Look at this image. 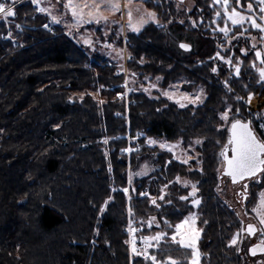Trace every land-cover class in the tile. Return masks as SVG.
I'll list each match as a JSON object with an SVG mask.
<instances>
[{"label":"trees","instance_id":"16d2710c","mask_svg":"<svg viewBox=\"0 0 264 264\" xmlns=\"http://www.w3.org/2000/svg\"><path fill=\"white\" fill-rule=\"evenodd\" d=\"M212 2L195 0L189 13L172 0L151 4L164 26L151 24L129 35L127 64L136 86H144L147 77L160 78L162 89L187 80L183 90H207L205 103L196 107L181 108L138 89L127 107L116 99L125 85L116 66L100 53L90 54L63 25L44 29L50 19L36 14L30 0L16 6L23 26L14 30L16 44L3 39L0 25V264H152L129 257L130 214L143 220L146 237L156 231L154 223L149 227L153 217L159 232L168 234L150 252L160 261L170 256L191 264V250L171 236L176 224L197 214L200 264H245L241 245L230 243L243 234L242 221L218 195L213 176L228 139L222 113L230 104L242 110L236 99L264 94V84L246 67L241 78L231 79V91L223 66L221 78L214 75L219 48L211 31ZM182 38L198 39L199 45L181 50L175 43ZM150 138L182 142L185 148L202 140L201 168L198 162L174 161L158 147L146 148ZM129 145L144 149L129 155ZM144 161L154 171L136 179L128 197L123 189L129 168L136 171ZM177 179L197 185V208L191 199H181L190 190Z\"/></svg>","mask_w":264,"mask_h":264},{"label":"rangeland","instance_id":"374dc122","mask_svg":"<svg viewBox=\"0 0 264 264\" xmlns=\"http://www.w3.org/2000/svg\"><path fill=\"white\" fill-rule=\"evenodd\" d=\"M2 1L7 3V5L13 3V0H0V2ZM25 1L26 0H15L14 4L19 5ZM161 1L162 0H114V2L119 4V10H113L102 3V0H72L73 5L76 6L78 11V15L76 17H73L70 8L65 7V5L68 3V0H39V7H43L44 9H46V11L40 12L41 14L47 15L49 17L50 25H63L69 36L76 40V42H78L81 47L88 50L90 54L100 53L103 57L109 59L110 63H112L113 66H116L120 74H123V76L125 77L124 92L126 93L127 97L119 98L116 95V99L125 102L127 105L130 102V95L134 94V92H136V90L138 89L151 97H155V94H161L169 101L177 103L181 108L188 106H200L204 104L207 99V90H205L204 87H197L191 92L183 90L184 83H187V80H185L180 83L171 84V86L166 89H162L159 86L160 78L151 80L149 77L144 79V86L137 87V80H134L131 77V71L128 69L127 63L131 59V44L129 43V35L139 34L145 29V27L151 24L159 27L164 26L163 22L158 17V12L150 8L151 4L160 3ZM172 1L177 4V8L179 10L188 13L192 11L195 5V0ZM94 2L101 4L100 13L106 19L100 18L97 22L96 19H93L89 16V12L95 11V9L91 7ZM249 3L252 4L251 10H249L247 7ZM85 5L88 6L86 7ZM16 6L13 10L15 12V15H17ZM37 7L38 6L34 4V10ZM211 7L213 8L214 12V21L211 31L218 39L219 48V50L217 51V54L219 55H216L214 58L216 61V66H218L216 67L217 71L213 72L214 75L218 78H221L219 76L220 74L218 75V73L219 68L223 66V70L227 72V77L226 79H223V82L226 85L225 87L228 89V91H231L232 89H230L229 84L231 79L241 78L240 75L242 74L243 69L246 67V70L251 69L253 74L257 76L260 84H264V81L260 79V74L258 71L260 68H264V63L261 62L262 60H264V39H262V37H264V32H261L259 29L252 27L251 22L247 19H245L242 25H233L231 21L227 20L224 15L223 0H221L220 3H215V0H213ZM233 7H235L237 11H239L245 17H252L258 24L264 25V19H262V17H264V13L260 11L261 7H264V5H261L259 0H240L239 5L236 3V0H229L228 11L231 12ZM147 12H154L156 14L155 19H149L147 17ZM217 12L220 13L219 16L216 15ZM129 13H131V21L129 18ZM141 15L144 16L146 22L138 25L137 22ZM3 22L4 21L1 20L0 25L5 27V25L2 24ZM16 23H18L17 19ZM130 24L132 26H130ZM133 26L138 27V30H134ZM225 26H227V28L229 29L227 36H225L224 33L219 30L220 28H224ZM8 30L9 29L5 27V29L2 31L3 39ZM113 33H115V40H111ZM12 38L13 40L10 41L14 42V40L16 39L14 38V36ZM181 41L190 45H195V47L199 45V43H197L198 39H196V42H194V40H192L191 38H182L175 44L179 45ZM16 43L17 41L14 44ZM242 49L244 51H241ZM257 51L261 53V56L259 58H257L256 56ZM228 60H231V63H228ZM237 67H239V75H237L236 73ZM251 93L252 94H248L246 99H236V101L244 105L242 110L237 107L239 110L237 112V109L234 108L233 105L230 104L227 106L224 112L228 111L229 121L225 122L223 120V123L224 125L230 127V121L232 118H237L244 121L242 119V116L246 114L250 117L248 120L252 121V127L256 131V134L261 139H264V129L260 127L261 124H264V94L262 92L258 94L254 92ZM94 95L96 96V98L101 99L99 93H96ZM249 96H251L250 101ZM197 97H199V99H197ZM150 140H154L156 141V143H149ZM198 141L200 142L197 143V141H195L190 146H187L185 148L182 145V142L169 143L166 139L163 138H150L148 139V141H146V148L158 147V149L161 151L171 153L174 161L176 160L177 162L183 163L185 165H190L192 164V162H198L199 169L202 166V162L199 161L200 154L197 149L202 144V140ZM161 144H164L165 147H161ZM143 149V147L133 148L129 145L125 153L130 155L132 152H139V150L142 151ZM185 161L187 162L185 163ZM222 161L223 160L221 159V163L214 171L215 174L213 176V183L215 184L216 190L221 199L230 208L237 212L239 218L242 221L243 234H237L235 244L241 245V254H243L245 264H264V256L252 258L248 254L250 246L259 242H264V231H262V229H264V224H261L260 222V213L254 210L259 208L260 193L264 192V174H260L258 175V178L250 180L248 182L249 184L247 190H245L243 186L240 189L233 190L230 180L226 177L222 178ZM153 171V165L149 161L139 163L136 171L129 168L128 185L126 187L128 189V192L126 193L127 196L129 197L130 195L129 186L132 187L136 179L150 176ZM130 174L131 182H129ZM177 181L181 186L186 189L189 188L190 190L187 196L188 198L185 200L191 199V203L193 199H198L200 201L199 197H197L198 187L195 183L191 182L190 180L183 179H177ZM193 184L196 185L197 189L195 196L190 195L193 191ZM166 193V189H164L162 196L164 197ZM147 195L150 197V194L146 193V196ZM245 196L247 198H245ZM150 198L152 200L154 199V197ZM192 205L194 206V208H197L200 203L199 205H194L192 203ZM260 212H264V209H261ZM194 215L196 217L195 226L197 228V214ZM130 217L131 214L129 215V218ZM154 218L155 222L152 223H154L156 231H154V233L151 232L150 236L147 237L155 236V234L160 231V223L157 221L156 217ZM248 224H255L257 229L259 230V233L253 239L244 233V229L246 228V226H248ZM200 237L198 241L200 240ZM198 241L197 247L199 249ZM151 243L153 244V247L148 249L149 255L151 250H155L156 248H158L155 241H151ZM141 257L144 256L141 255Z\"/></svg>","mask_w":264,"mask_h":264},{"label":"snow or ice","instance_id":"6c2138e0","mask_svg":"<svg viewBox=\"0 0 264 264\" xmlns=\"http://www.w3.org/2000/svg\"><path fill=\"white\" fill-rule=\"evenodd\" d=\"M221 0H215V3H220ZM261 5H264V0H259ZM15 0H13L12 4L6 5L5 3H0V14L3 15L4 18H7L9 16H14L15 12L13 11ZM31 3L37 5V10L44 12L46 9L43 7H39V0H31ZM102 3H104L106 6L110 7L113 10H119V4L114 2V0H102ZM236 3L239 5L240 0H236ZM224 5V15L227 18V20H230L233 25H242L245 19L249 20L251 22L252 27L259 29L261 32H264V25L258 24L255 19L252 17H245L242 15L235 7L232 8L231 12L228 11L229 6V0H223ZM86 7L88 5H85ZM65 7L70 8L72 11L73 17H76L78 15V11L76 6L73 5L72 0H68V3L65 5ZM93 9H95L94 12H89V16L93 19H96L97 22L100 18H105L100 13L101 4L99 3H93L91 5ZM248 9H252V4L249 3L247 5ZM260 11L264 13V7H261ZM155 13L154 12H147V17L149 19H155ZM217 16L220 15L219 12L216 13ZM129 18L131 21V13H129ZM55 19V18H53ZM106 19V18H105ZM264 19V17H262ZM146 20L143 15L140 16L138 19V25L145 23ZM130 26H132L130 24ZM19 28L20 25H17ZM47 27V25H45ZM134 27V30H138V27ZM221 32L224 33L225 36L228 35L229 29L227 26L224 28L219 29ZM264 39V37H262ZM181 48L187 49L189 46L187 44H181ZM241 51H244L243 49ZM219 55V54H217ZM257 58L261 56V53L259 51L256 52ZM228 63H231V60L227 61ZM264 63V60L261 61ZM213 72H216L217 69L213 68ZM260 79L264 81V68H260L259 70ZM236 73L239 75V67L236 68ZM199 99V97H197ZM239 99V98H238ZM251 100V96H249V101ZM183 106V105H181ZM230 111V109H229ZM239 110L237 109V112ZM221 119L225 122L229 121V115L228 111L222 113ZM252 121H242L237 118H232L230 121V127L227 129L228 131V139L227 143L223 145L220 156L223 158L222 161V168L225 175L231 177V180L233 183H237L239 181L245 180L246 178H252L257 177L258 174H264V139H261L257 136L256 131L252 128ZM260 127L264 129V124H261ZM107 142V141H105ZM200 141H197L199 143ZM149 143H156L154 140H150ZM161 147H165L164 144H161ZM230 151V155H229ZM187 161H185L186 163ZM129 182H131V174L129 175ZM248 185H244V189L247 190ZM192 193L190 195L195 196V193L197 191L196 185H192ZM115 191V189H113ZM125 193L128 192V189H123ZM141 195H144V193H141ZM188 197H181V199H187ZM245 198H247L245 196ZM111 199V197H109ZM160 199H164L163 196L160 197ZM108 201H105V204H107ZM155 203V199L152 201ZM192 203L194 205H199L200 201L198 199H193ZM158 206V205H157ZM261 209H264V192L260 193V206L258 209H254L258 211L261 215V224H264V212H260ZM104 211V208H101V212ZM129 212L131 213V209H129ZM152 222H155V218H152V221L149 222V227H151ZM168 222L165 221V224ZM196 217L194 214H190L188 217H185L183 221L175 225V232L171 236L172 242L178 244L182 248L191 249V264H200V252L197 247V241L200 237V230L196 228ZM171 227V225H168ZM129 231L131 232L132 229L130 228ZM255 229L253 225H248V232L250 234L254 233ZM264 231V229H262ZM168 234L166 232H157L155 236L152 237H145L144 240V250L142 252H138L136 250L135 244L133 242L132 246V252L135 253L137 256L143 255L145 259H150L152 261V264H178V261L175 259H172L170 256L166 261H160L157 259L155 255H149L148 249L153 247V244L151 241L156 242V246L159 245V242L164 239ZM231 244L236 243V237L234 236ZM256 248H252V254H256ZM260 251L264 252V247L260 248Z\"/></svg>","mask_w":264,"mask_h":264},{"label":"built area","instance_id":"2783aa9c","mask_svg":"<svg viewBox=\"0 0 264 264\" xmlns=\"http://www.w3.org/2000/svg\"><path fill=\"white\" fill-rule=\"evenodd\" d=\"M0 3H5V2H0ZM7 5V3H5ZM17 5V4H16ZM14 4L13 6V10L16 6ZM36 14H40L41 12L37 10V8H35ZM16 19H17V15L14 16H9L7 18H4L2 14H0V21H4L2 24L5 25V27H7L9 30L6 33V35H4V39L6 40H13V34H14V30H16L17 32H21L23 30V26H21V24L16 23ZM17 25H20V27L18 28ZM47 25V27H43L44 29H46L47 31H51L53 30V25L50 24H45ZM16 42V40H14V43ZM125 86V85H124ZM125 91V90H124ZM119 92L117 93V96L119 98H124L127 97L125 92ZM129 96V95H128ZM128 226L126 229L127 232V236H128V247H129V257L130 259L136 258V257H140L137 256L135 253L132 252V246H133V242L135 244L136 250L138 252H142L144 250V240L143 238H145L146 236L143 234L142 230H143V220H140L138 218H133L130 217L128 219ZM132 229V231L130 232L129 229Z\"/></svg>","mask_w":264,"mask_h":264},{"label":"water","instance_id":"95a60500","mask_svg":"<svg viewBox=\"0 0 264 264\" xmlns=\"http://www.w3.org/2000/svg\"><path fill=\"white\" fill-rule=\"evenodd\" d=\"M180 44H187V45L189 46L187 49H184V48H181V47H180L181 50H184V51H186V52H190V51L192 50V46H191L190 44L185 43V42H182V43H180ZM251 126H252V125H251ZM252 128H253V127H252ZM257 136H258V135H257ZM258 137H259V136H258ZM230 154H231V153H230V151H229V155H230ZM222 160H223V158H222ZM258 175H260V174H258ZM223 177H226V178H228V179L230 180V183L232 184V188H233V190H235V189H240L242 186L244 187L245 184L248 185V184H249L248 182H249L250 180L255 179V178H258V176H257V177H252V178H246L245 180L239 181V182H237V183H233L232 180H231V177L225 175L224 172H223V174H222V178H223ZM248 225H250V224H248ZM251 225H253V227H254V229H255L254 233L250 234V233L248 232V226H246V228L244 229V233H245L246 235L250 236V238L253 239V238H255L256 235L259 233V230L257 229V227H256L255 224H251ZM254 247L257 249L255 255H253V254H252V251H251V249L254 248ZM261 247H264V242H259V243H256V244L250 246V247H249V250H248V254H249V256H251L252 258H257V257H262V256H264V252L260 251V248H261Z\"/></svg>","mask_w":264,"mask_h":264}]
</instances>
